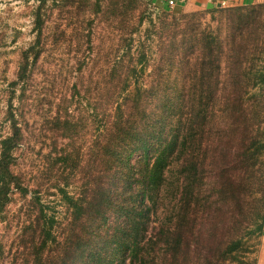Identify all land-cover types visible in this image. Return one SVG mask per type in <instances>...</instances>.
Returning a JSON list of instances; mask_svg holds the SVG:
<instances>
[{"label": "trees", "instance_id": "obj_1", "mask_svg": "<svg viewBox=\"0 0 264 264\" xmlns=\"http://www.w3.org/2000/svg\"><path fill=\"white\" fill-rule=\"evenodd\" d=\"M200 10L40 0L35 38L9 84L10 131L0 138V214L16 198L33 212L21 261L11 264H258L264 2ZM97 20L107 22L99 36ZM95 36L110 44L91 59ZM51 47L74 55L68 72L77 80L64 77L55 92L32 98L30 80ZM112 55L101 77L91 69ZM27 107L44 132L30 178L19 163L37 144L26 139ZM49 181L62 209L44 201Z\"/></svg>", "mask_w": 264, "mask_h": 264}, {"label": "rangeland", "instance_id": "obj_2", "mask_svg": "<svg viewBox=\"0 0 264 264\" xmlns=\"http://www.w3.org/2000/svg\"><path fill=\"white\" fill-rule=\"evenodd\" d=\"M39 3L40 0H0V138L7 135L10 131L8 126L9 123L6 121V108L9 98L8 91L10 89L9 84L11 79L16 77L17 60L19 58L20 51L28 47L35 38L34 11ZM203 10L206 9H201L200 11ZM169 11L175 14L186 12L185 10L178 9V7L169 9ZM159 13V10L155 11V20H157L158 16L161 14ZM55 15L56 13L54 16ZM210 17V14H207V18L209 19ZM148 25L149 22H146L143 26V30L141 32L143 34L142 39L145 38L144 29L146 30ZM48 27L51 28V26ZM105 27H107V22L105 23L99 20L96 21L95 30L98 36L101 32H104L103 28ZM98 36L94 37V43L96 44L97 49L96 52L92 53L91 59H93L96 54L98 56L100 52L104 54L105 51H107L106 44H110L106 43L102 45L105 40L102 41V39ZM50 44H52V41ZM64 50L65 48L56 47L55 50H53V47H51L49 52H44V58L40 61V64L36 68L34 79L30 80V88L27 91V94L32 98L39 99L42 98L45 93L55 92V90L63 83L64 77H71L72 82L77 80L76 71L72 74H69L68 72L72 67V64L75 62L74 55L68 56L64 53ZM51 51H55L57 55L59 54L61 56L54 57L51 54ZM114 59V55H112L106 63L101 59V61H95V65L93 61H91V69L95 68V73L101 77V67L108 64V62L112 63ZM56 62H60L59 67H57ZM152 63H154V60H152ZM54 75H57L55 82L53 80ZM88 78H90V76H88ZM54 111L55 108L53 113ZM21 118L29 125V129L25 128V131L28 133V136L26 135V139H30L31 144L35 142L34 136L37 139V144H35L34 150L30 149L26 156L19 158L21 168L26 172H30L27 173L28 178H30L34 170V159L38 156L37 150L41 145H43L42 136L44 135V132L42 129V118L34 107H27ZM66 142L68 141L66 140ZM45 147L46 149H50L48 146ZM25 150L26 145L24 146V151ZM39 161L42 162L41 159ZM44 181L45 180L43 179L42 183ZM53 185L54 181H49L42 186L44 201L45 199L51 201L52 204L57 205L58 209H62L63 206L60 194L56 193L55 188L50 190V187ZM32 213V209L29 208L28 204L23 205L22 199L16 198L10 204L8 211L4 214H0V242L3 244L5 249L7 264H11L10 262L14 261L16 257L18 258L17 263H20L21 261L19 259V256H21L20 247L25 239L23 229H25L24 226L31 218ZM261 239L258 259L262 251L261 249L264 240L263 237Z\"/></svg>", "mask_w": 264, "mask_h": 264}, {"label": "crops", "instance_id": "obj_3", "mask_svg": "<svg viewBox=\"0 0 264 264\" xmlns=\"http://www.w3.org/2000/svg\"><path fill=\"white\" fill-rule=\"evenodd\" d=\"M153 3L159 4L166 9H172L169 7L167 4V0H152ZM225 1L226 4L228 5H237V4H251V3H256L264 0H186L185 2L178 3L175 7L180 10H185V11H194V10H200V9H206L209 7L213 6H220L221 3ZM222 6V5H221ZM264 239V235H263ZM261 254L259 255V262L258 264H264V240H263V245L261 249Z\"/></svg>", "mask_w": 264, "mask_h": 264}, {"label": "built area", "instance_id": "obj_4", "mask_svg": "<svg viewBox=\"0 0 264 264\" xmlns=\"http://www.w3.org/2000/svg\"><path fill=\"white\" fill-rule=\"evenodd\" d=\"M186 0H167V4L169 5V7L173 8L175 7L178 3H182V2H185ZM222 6H226V2L223 1L221 3Z\"/></svg>", "mask_w": 264, "mask_h": 264}]
</instances>
